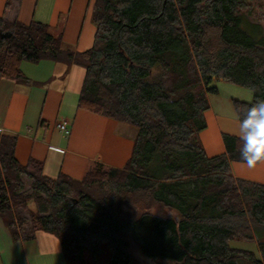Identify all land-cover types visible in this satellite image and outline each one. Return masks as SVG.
<instances>
[{
    "label": "trees",
    "instance_id": "1",
    "mask_svg": "<svg viewBox=\"0 0 264 264\" xmlns=\"http://www.w3.org/2000/svg\"><path fill=\"white\" fill-rule=\"evenodd\" d=\"M243 3L95 0V41L85 51L46 23L0 17V29L13 34L0 37V79L31 83L22 60L51 59L66 73L77 65L78 107L138 128L123 167L90 160L81 179L49 175L34 157L20 163L17 136L2 133L0 217L14 239L50 233L67 264H88L84 251L97 259L105 243V264H264V184L231 170L242 141L224 134L226 151L210 156L200 140L215 80L253 91L250 102L234 100L240 120L264 100V28L241 12ZM234 240L256 241L261 258Z\"/></svg>",
    "mask_w": 264,
    "mask_h": 264
},
{
    "label": "crops",
    "instance_id": "2",
    "mask_svg": "<svg viewBox=\"0 0 264 264\" xmlns=\"http://www.w3.org/2000/svg\"><path fill=\"white\" fill-rule=\"evenodd\" d=\"M7 2L0 0V17L24 24L46 23L78 51L94 44L92 0H12L9 7ZM20 68L31 83L0 79V135L9 132L17 136L16 158L20 163L34 157L44 162L49 175L61 172L76 179L84 176L90 160L124 166L134 145L133 139H126L124 122L78 107L83 68L71 65L66 73L64 64L51 59L22 60ZM209 103L207 127L200 132V140L207 154L213 156L226 151L224 134L238 136L240 119L236 108L233 111L220 103L215 105L211 99ZM64 120L69 135L58 125ZM231 170L236 178L264 184V162L249 168L242 161H232ZM231 245L251 250L261 258L256 241L234 240ZM0 264L67 262L55 236L38 231L34 238L14 239L0 217Z\"/></svg>",
    "mask_w": 264,
    "mask_h": 264
},
{
    "label": "rangeland",
    "instance_id": "3",
    "mask_svg": "<svg viewBox=\"0 0 264 264\" xmlns=\"http://www.w3.org/2000/svg\"><path fill=\"white\" fill-rule=\"evenodd\" d=\"M94 2V3H93ZM95 4V0H92V7ZM244 5L240 8L241 12L245 13L250 20L253 22L260 23L264 28V0H245ZM74 49L75 47L71 45ZM82 72V69H80ZM80 72V73H81ZM212 87H215L216 91H211L208 93L209 100L211 99L212 102L215 105H220L226 107H229L233 111L235 110L234 100H243V101H251L253 99V91L247 87L240 84H236L230 81L225 80H215L212 83ZM125 127L127 128V132L125 134L126 139L129 140H135V137L138 132V128L124 123ZM127 144V143H126ZM122 154V153H121ZM25 180L28 181V179L25 177ZM29 182V181H28ZM26 193L30 196V199H28V205L29 208L32 209L34 212H37V205L34 200V196L32 194V190L26 186ZM152 211L155 213H158L162 216H169V215H175V212H167L164 213L161 208L154 207L152 208ZM24 216H27V218H30V214L27 210H22ZM24 234H28L31 229V222H27L24 225ZM259 250V249H257ZM135 253L138 254L139 251L135 250ZM85 255V261L88 264H105L110 256H111V250L108 244L103 245V250L101 252V255L97 259H93L91 253L87 250L84 251ZM71 264H77V262H73Z\"/></svg>",
    "mask_w": 264,
    "mask_h": 264
},
{
    "label": "clouds",
    "instance_id": "4",
    "mask_svg": "<svg viewBox=\"0 0 264 264\" xmlns=\"http://www.w3.org/2000/svg\"><path fill=\"white\" fill-rule=\"evenodd\" d=\"M239 157L249 168L264 162V100L251 105L239 123Z\"/></svg>",
    "mask_w": 264,
    "mask_h": 264
},
{
    "label": "built area",
    "instance_id": "5",
    "mask_svg": "<svg viewBox=\"0 0 264 264\" xmlns=\"http://www.w3.org/2000/svg\"><path fill=\"white\" fill-rule=\"evenodd\" d=\"M59 127L61 129V131L65 134V135H69L70 134V128L68 126V122L66 120L59 122Z\"/></svg>",
    "mask_w": 264,
    "mask_h": 264
},
{
    "label": "water",
    "instance_id": "6",
    "mask_svg": "<svg viewBox=\"0 0 264 264\" xmlns=\"http://www.w3.org/2000/svg\"><path fill=\"white\" fill-rule=\"evenodd\" d=\"M12 35L13 34L10 30L3 31L2 29H0V37H10Z\"/></svg>",
    "mask_w": 264,
    "mask_h": 264
}]
</instances>
